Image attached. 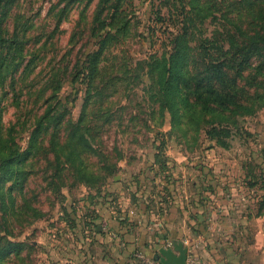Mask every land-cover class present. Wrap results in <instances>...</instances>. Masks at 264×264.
Returning a JSON list of instances; mask_svg holds the SVG:
<instances>
[{"label":"rangeland","instance_id":"rangeland-1","mask_svg":"<svg viewBox=\"0 0 264 264\" xmlns=\"http://www.w3.org/2000/svg\"><path fill=\"white\" fill-rule=\"evenodd\" d=\"M54 1L10 0L2 26L8 30L14 21L21 22V17L14 19L19 14L33 22L30 34L45 35L52 29L55 8L50 7ZM94 1L69 6L45 53L39 52L43 59L35 60L26 84L32 78L42 79L48 69L46 61L51 59L56 65L62 53L59 64L66 73L73 72L81 51L92 48L94 38L87 35L89 22L78 39L71 35H78L84 20H90ZM121 6L124 12L114 24L127 17V28L120 32L116 47L98 63L106 68L119 64L117 71L110 72L112 79L103 78L107 82L101 87L97 79L88 84L81 75L69 76L58 88L55 101L57 111L66 109L65 119L75 121L88 96L83 120L93 130L101 157L111 162L113 170L100 166V156L83 151L86 169L92 174L87 179L62 155L56 159L52 151L37 149L23 165L26 175L20 189L13 185L8 194L11 181L0 183V247L8 240L21 243L20 249L0 254V264H77L83 261L81 254L86 250L102 255L104 262L111 256L107 246L117 240L106 231H115L109 222L127 229L140 211L184 209L191 207L193 197L202 203L210 194L225 200L234 220H245L251 234L254 227L264 232V203H260L264 198V66L258 67L263 58L251 56L250 63L243 66L235 56V50L240 52L242 47H229L223 84L246 109L215 110L193 117L182 114L172 119L155 84L145 74L150 56L167 47L166 36L172 29L167 10L156 9L158 0H122ZM83 7L84 19L76 25ZM158 10L164 16L160 21L155 19ZM213 26L205 23L204 32ZM25 47L32 49L30 42ZM10 71V67L5 71L1 93L8 90ZM2 97L3 136L11 123L21 118L22 103L12 101L10 89ZM212 125L225 127V135L206 132ZM13 132L16 144L24 148L27 130L14 126ZM59 133L62 135V130ZM40 144L46 148L45 136ZM97 231L102 234H95ZM94 236H101V241ZM239 237L246 243L250 233Z\"/></svg>","mask_w":264,"mask_h":264},{"label":"trees","instance_id":"trees-1","mask_svg":"<svg viewBox=\"0 0 264 264\" xmlns=\"http://www.w3.org/2000/svg\"><path fill=\"white\" fill-rule=\"evenodd\" d=\"M91 1L55 0L50 7L55 8L52 12V29L45 35H32L29 28L33 26V22L19 14L14 19L21 17V22L14 21L8 30L2 26L3 18L6 19L7 16L6 2L10 3V0H0V84L4 81L5 71L10 67L8 90L13 94L12 101L15 100L17 105L22 103L21 118H18L17 123H11L3 136V124L0 121V183L11 181L6 190L8 194L13 185L21 188L26 175L23 165L37 149L52 151L56 159L62 155L65 162L75 164L76 173H81L87 179L92 177V174L86 169L87 163L81 153L88 151L101 157L102 152L94 144L93 130L83 120L88 96L84 98L75 121L65 119L66 109L57 111L55 101L58 100V88L60 89L69 76L74 78L81 75L88 84H93L97 79L101 87L106 85L107 79H112L110 72L117 71L119 64L106 68L103 64L99 67L98 63L116 47L120 32L127 28V17L119 24H114L124 12L122 0L94 1L90 20H84L78 35H71L78 39L81 35L79 33L89 22L87 35L94 38L93 47L81 51L71 74L66 73L63 65L59 64L60 58H63L62 53L57 60L58 64L50 63L51 59L46 61L48 69L42 79L32 78L30 83H25L27 76L35 69V60L43 59L44 54H38L45 53L69 6L73 3L86 6ZM172 5L174 12L171 11ZM161 7L166 8L172 29L166 36L165 50L158 55H151L147 60L145 74L151 84H155L171 118L177 119L182 114L193 117L223 109H246L247 106L240 103L238 98L226 89L223 74L229 58V47H242L240 52L235 50V56L239 57L237 63L243 66L250 63L251 56H261L264 59V0H158L156 9ZM85 9L86 7H83L79 11L76 25L84 19L82 14ZM155 19H164L159 10ZM205 23L214 26L204 32ZM96 36L98 39L95 40ZM28 42L32 46L30 50L25 47ZM263 59L258 67L264 66ZM8 90L0 92V105L2 95H6ZM29 99L32 101L29 102ZM38 108L39 113L36 111ZM14 126L23 131L27 130V143L24 148L20 149L14 140ZM222 128L217 129L216 125H212L206 132L217 136L225 135L226 130ZM59 130H62V135ZM43 136L46 137V148L40 144ZM64 145L67 146L66 150L63 149ZM100 166L113 170L111 162L105 158ZM210 190H213V187H210ZM260 203H264V198ZM20 248V242L8 240L0 247V254L6 255Z\"/></svg>","mask_w":264,"mask_h":264},{"label":"crops","instance_id":"crops-1","mask_svg":"<svg viewBox=\"0 0 264 264\" xmlns=\"http://www.w3.org/2000/svg\"><path fill=\"white\" fill-rule=\"evenodd\" d=\"M205 197L202 203L207 201L208 206L193 197L189 200L191 207L186 205L184 209L161 212L160 207L140 211L127 229L109 222L115 231H106L109 237L117 239L107 246L111 256L103 262L102 255L97 257L96 252L86 250L81 254L83 261L79 260L77 264H149L141 261L137 252L150 255L152 264H163L155 257L158 250L172 248L183 238L186 243L182 245L186 247V256L192 259V264H264L263 229L254 227L251 234L245 220H234L225 200H217L218 197L211 194ZM199 204L202 205L199 207ZM236 215L239 219L240 213ZM246 231L250 237L242 244L239 235L247 236ZM100 237L94 236V239L99 242Z\"/></svg>","mask_w":264,"mask_h":264},{"label":"water","instance_id":"water-1","mask_svg":"<svg viewBox=\"0 0 264 264\" xmlns=\"http://www.w3.org/2000/svg\"><path fill=\"white\" fill-rule=\"evenodd\" d=\"M155 255L163 264H186V247L181 241L174 243L172 248H160Z\"/></svg>","mask_w":264,"mask_h":264},{"label":"built area","instance_id":"built-area-1","mask_svg":"<svg viewBox=\"0 0 264 264\" xmlns=\"http://www.w3.org/2000/svg\"><path fill=\"white\" fill-rule=\"evenodd\" d=\"M182 243H186V239H185V238L182 239ZM136 255H137L138 257H140V259H141L143 262H146V263L152 264V258H151V257H147V256H145V255H143V254H140L139 252H137ZM185 261H186V263L192 264V259H191L190 257H188V256H186ZM156 264H158V263H156Z\"/></svg>","mask_w":264,"mask_h":264}]
</instances>
